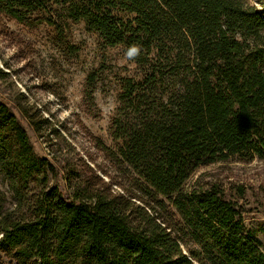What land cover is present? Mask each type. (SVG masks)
Returning a JSON list of instances; mask_svg holds the SVG:
<instances>
[{
    "label": "trees",
    "instance_id": "16d2710c",
    "mask_svg": "<svg viewBox=\"0 0 264 264\" xmlns=\"http://www.w3.org/2000/svg\"><path fill=\"white\" fill-rule=\"evenodd\" d=\"M0 0V21L45 26L66 54L71 25L126 52L104 148L114 171L81 161L77 189L49 186L53 165L0 102V264H264L246 227L244 189L226 195L199 168L238 154L264 160V0ZM123 12V19L115 15ZM0 27H2L0 23ZM166 83V84H165ZM166 86V87H164Z\"/></svg>",
    "mask_w": 264,
    "mask_h": 264
},
{
    "label": "rangeland",
    "instance_id": "374dc122",
    "mask_svg": "<svg viewBox=\"0 0 264 264\" xmlns=\"http://www.w3.org/2000/svg\"><path fill=\"white\" fill-rule=\"evenodd\" d=\"M252 2L258 6L256 0ZM128 19L123 12H115ZM0 102L7 105L26 131L34 152L54 167L49 186L63 194L77 189L83 178L81 161L114 171L104 148L114 150L108 128L119 106L121 79L140 81L143 71L128 60L121 47H104L101 38L83 23L71 25L69 44L78 48L66 54L52 42V29L30 31L13 22L0 21ZM166 84V83H165ZM166 87V86H164ZM203 181L221 184L226 195L244 189L240 204L248 211L246 227L256 231L264 250V160L238 154L224 163L197 169L188 181L200 175ZM3 210L14 206L8 185L0 175Z\"/></svg>",
    "mask_w": 264,
    "mask_h": 264
},
{
    "label": "clouds",
    "instance_id": "9594fccd",
    "mask_svg": "<svg viewBox=\"0 0 264 264\" xmlns=\"http://www.w3.org/2000/svg\"><path fill=\"white\" fill-rule=\"evenodd\" d=\"M141 53V48L138 45H131L128 47L125 56L128 60H135Z\"/></svg>",
    "mask_w": 264,
    "mask_h": 264
}]
</instances>
